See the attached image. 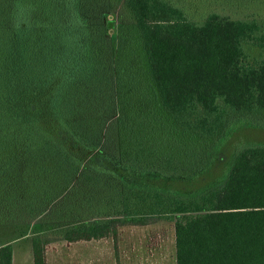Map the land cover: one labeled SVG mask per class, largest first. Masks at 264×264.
Listing matches in <instances>:
<instances>
[{
	"label": "trees",
	"instance_id": "1",
	"mask_svg": "<svg viewBox=\"0 0 264 264\" xmlns=\"http://www.w3.org/2000/svg\"><path fill=\"white\" fill-rule=\"evenodd\" d=\"M111 2L0 0V225L56 215L71 225L68 243L112 238L116 248L121 227L170 220L176 264H264V143L235 148L215 175L237 121L264 129V57L245 49H264L260 25L123 0L159 112L184 137L134 140L163 115L138 101L146 78L114 61ZM117 109L132 126L110 151ZM94 200L96 217L78 215ZM47 246L32 239L33 264H47ZM13 254L1 245L0 264Z\"/></svg>",
	"mask_w": 264,
	"mask_h": 264
},
{
	"label": "rangeland",
	"instance_id": "2",
	"mask_svg": "<svg viewBox=\"0 0 264 264\" xmlns=\"http://www.w3.org/2000/svg\"><path fill=\"white\" fill-rule=\"evenodd\" d=\"M176 5L182 7L189 18L195 22H203L207 16L216 12L222 16H228L232 19L255 20L261 27V33L264 34V0H170ZM107 19H113L115 24L113 28L108 29V36L111 39L112 54L114 61L121 58L124 62L123 66H134L135 72L142 74V78H146L147 82L143 87H140L142 95L138 101L143 103V108L149 107L153 114L160 111L154 97V89L148 83L146 75V61L142 49V42L137 31L133 16L126 9L123 0H112L109 7L104 10ZM246 51L254 57H264V49L245 45ZM118 56V57H117ZM122 66V67H123ZM128 90V88H126ZM121 111L117 109L116 117L106 129L111 128L110 139L107 141L108 150L117 149L116 142L118 131L121 127L132 126L127 119L119 121ZM162 114V112H161ZM159 112V115H161ZM163 115V114H162ZM162 121L155 120L154 128L151 132H147L146 124H142L139 130H136L138 135L136 139H145L147 136L154 135L152 138L161 139L166 132L167 136L175 138L170 142H177L179 138L184 140L183 136L171 131V124L163 115ZM117 122V123H116ZM162 122L169 126V129L162 127ZM236 128L231 132V136L225 146V161L220 163L215 168V175L219 176L229 163V156L237 147L247 143H264V129L251 126L246 120L237 121ZM174 128V127H173ZM132 129V127H131ZM229 132V133H230ZM186 138V137H185ZM143 141V140H142ZM172 153H183L178 147H168ZM86 194L83 190L76 198L80 204L82 197ZM97 201L92 203L84 202L77 208L78 215L83 218L97 215ZM99 205V204H98ZM65 220L56 218V215L42 216L31 222L25 220L22 216L14 223L0 225V245L6 242H13L17 254L16 260L18 264H24L21 260H26L27 252L25 251L24 241H29L35 237L45 239L49 244L50 262L51 264H88L92 260L97 264H114L116 261L125 259L126 254H123L122 248L127 247L132 250V258L136 262L158 261L160 264H176V247H175V225L170 220H160L147 226H126L119 229V241L115 249L114 240L112 238L103 239L101 241H92L89 243H76L68 246L63 239V234L70 229L71 225ZM70 222V221H69ZM87 247V248H86ZM91 248H94L92 250ZM24 249V250H23ZM115 249V251H114ZM25 251V253H23ZM23 256H25L24 259Z\"/></svg>",
	"mask_w": 264,
	"mask_h": 264
},
{
	"label": "crops",
	"instance_id": "3",
	"mask_svg": "<svg viewBox=\"0 0 264 264\" xmlns=\"http://www.w3.org/2000/svg\"><path fill=\"white\" fill-rule=\"evenodd\" d=\"M103 240V239H101ZM101 240H91V241H78V242H74V243H68L66 240H64L66 242V244L68 246L70 245H73V244H76V243H89V242H92V241H101ZM7 243H11L12 246H13V251H14V254H13V264H18L17 260H16V254H17V250L13 244V242H6L4 244H7ZM25 243V251L27 252V255H26V260H21L22 263L24 264H33V254H32V239L29 241H24ZM4 244H1V245H4ZM0 245V246H1ZM87 248V247H86ZM23 249V250H24ZM92 250H94V248H91ZM116 249V248H115ZM114 249V251H115ZM122 252L123 254H126L125 256V259L126 260H122V261H116V263L114 264H158V261H149V262H136L135 260H133L132 258V250L131 248H127V247H123L122 249ZM25 251H23V253H25ZM50 250H49V244L47 246V252H46V257H47V264H51L50 262ZM25 256H23L22 259H24ZM88 264H97V262H94L93 260L91 262H89ZM160 264H164L163 261L160 262Z\"/></svg>",
	"mask_w": 264,
	"mask_h": 264
}]
</instances>
